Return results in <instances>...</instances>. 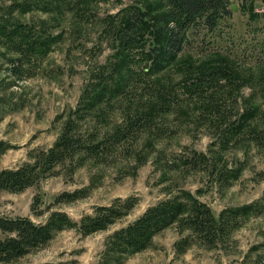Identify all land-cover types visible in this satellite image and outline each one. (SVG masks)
I'll return each instance as SVG.
<instances>
[{"label": "trees", "instance_id": "obj_1", "mask_svg": "<svg viewBox=\"0 0 264 264\" xmlns=\"http://www.w3.org/2000/svg\"><path fill=\"white\" fill-rule=\"evenodd\" d=\"M95 1L29 0L22 10L52 11L58 20L71 14L84 23L93 13ZM229 4V0H141L103 17L100 34L113 45L111 57L95 70L53 145L33 148L31 160L16 168L0 169V192H21L53 174L58 166L72 167L86 161L105 164L113 154L130 153L132 142L140 137L146 138L147 147H154L176 123L172 115L181 122L202 118L217 131L221 148L245 135L264 147L261 106L251 102V95L244 100L242 111L228 102L245 85L252 84V72L229 53L211 47L198 49L192 42L197 33L202 32L205 38L213 35L230 16ZM248 8L250 16L258 17L251 1ZM62 38L63 33L54 34L47 21L0 20V49L8 73L17 78L40 65ZM187 49L193 53L183 55ZM263 80L264 75L260 77ZM117 113L121 115L119 121L114 118ZM91 119L94 126L84 129ZM105 124L111 127L102 132L99 127ZM11 146L0 139V158ZM217 158L224 157L219 149L210 148L209 153L194 150L182 162L215 169ZM240 170L221 169L220 174L234 179ZM84 196L83 188L59 193L48 205L44 221L0 213V263L44 247L66 228L78 227L84 235L106 230L128 215L138 200L135 196L117 198L95 207L78 222L56 207ZM42 202L38 195L32 202L36 215L43 214ZM258 210L251 202L215 212L197 194L182 190L150 205L136 219L110 233L96 264H122L126 257L150 247L155 236L173 224L182 234L187 231L175 243L178 255L195 240L210 249L226 248L234 241L235 231ZM258 264H264V257Z\"/></svg>", "mask_w": 264, "mask_h": 264}, {"label": "rangeland", "instance_id": "obj_2", "mask_svg": "<svg viewBox=\"0 0 264 264\" xmlns=\"http://www.w3.org/2000/svg\"><path fill=\"white\" fill-rule=\"evenodd\" d=\"M29 0H0V20L21 19L41 23L47 21L54 34L63 33L52 51L24 77L11 76L0 49V139L11 148L0 158V169L16 168L30 161L33 148L47 149L60 134L68 115L78 105L82 92L95 70L111 57L114 48L109 39L100 34L102 18L114 14L141 0H96L94 11L83 22L68 14L56 18V13L31 9L23 11ZM231 14L225 18L211 37L202 32L193 36V44L229 53L247 72H252V84L228 102L243 110L244 100L264 110V13L256 12L264 0H229ZM258 14L250 16L248 8ZM58 22V24H56ZM210 41V44L208 43ZM193 53L187 49L183 55ZM179 78L178 73L175 74ZM202 114H200L201 116ZM172 129L154 147L145 145L140 137L129 152H121L107 163L86 161L72 167H56L53 174L21 192H0V213L30 216L44 221L56 195L63 191L85 189V196L56 205L75 220L93 213L95 207L112 203L117 198L135 196V208L108 229L84 235L78 227L57 232L51 241L15 261L0 264H96L101 260L105 242L115 229L127 225L147 207L189 190L206 202L215 212L230 206L254 203L259 210L234 233V241L226 248L210 249L195 240L185 253L178 255L175 243L182 234L173 224L154 238L152 245L125 258L122 264H258L264 257V147L248 136L226 148L220 147L217 131L200 119L183 122L175 119ZM119 121L121 115L115 114ZM88 120L85 128L94 126ZM111 127L100 125L105 132ZM219 149L223 160L211 166L184 165L183 159L195 150L209 153ZM227 166V167H226ZM241 170L238 178L220 174L221 169ZM43 200V214L36 215L31 205L36 196Z\"/></svg>", "mask_w": 264, "mask_h": 264}, {"label": "built area", "instance_id": "obj_3", "mask_svg": "<svg viewBox=\"0 0 264 264\" xmlns=\"http://www.w3.org/2000/svg\"><path fill=\"white\" fill-rule=\"evenodd\" d=\"M256 12H258L260 14L264 13V6L257 7Z\"/></svg>", "mask_w": 264, "mask_h": 264}]
</instances>
